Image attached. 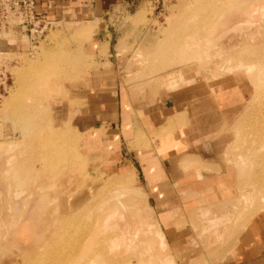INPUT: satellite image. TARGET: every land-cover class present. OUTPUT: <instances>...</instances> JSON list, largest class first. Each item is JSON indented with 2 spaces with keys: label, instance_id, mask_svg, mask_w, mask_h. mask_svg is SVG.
<instances>
[{
  "label": "rangeland",
  "instance_id": "1",
  "mask_svg": "<svg viewBox=\"0 0 264 264\" xmlns=\"http://www.w3.org/2000/svg\"><path fill=\"white\" fill-rule=\"evenodd\" d=\"M254 1L118 0L0 56V264L225 263L264 215V1ZM219 98L217 159H174L202 179L227 175L229 189L212 182L216 201L190 196L201 198L190 213L189 197H175L174 226L194 231L177 249L136 165L165 158L162 143L192 123L153 131L164 101L195 125L200 104Z\"/></svg>",
  "mask_w": 264,
  "mask_h": 264
},
{
  "label": "crops",
  "instance_id": "2",
  "mask_svg": "<svg viewBox=\"0 0 264 264\" xmlns=\"http://www.w3.org/2000/svg\"><path fill=\"white\" fill-rule=\"evenodd\" d=\"M36 2L39 16L47 21L60 24L65 22H94L93 18L103 15L104 11L111 10L118 0H36ZM108 37V35L104 36L105 40L110 42ZM30 50V42L19 29L0 31V56L28 53ZM217 101L222 102L224 99H217L215 101L216 105L200 104L202 109L197 114L203 116V118L198 120V115L195 125H193V121L187 119V111L180 110L176 103L169 107L164 101L160 106V110L152 113L153 116L157 114L152 119L153 123L161 119H164V122H159L158 125L153 124V131L161 128L172 130L180 123H192L186 130H181L182 136L177 137V139L171 137L172 140L162 143V148L165 149L164 152L167 155L165 158L160 159V161L155 159L153 163L147 162V165L143 163L136 165V168L142 172L140 174L143 175L145 181L153 187L151 198L161 220L164 224L169 225L167 232L172 242L176 244L177 249L184 248L189 243L188 241L194 231L190 230L191 224L184 229L174 226L175 217L178 216L177 213H181L171 209L174 207L175 197L182 193L189 197L181 206V210L190 213V211L200 208L199 200L201 199L190 196L199 195L209 203L216 201L215 190L211 186L212 182L220 181L219 191L227 192L229 189L230 184L227 181L229 180L227 175L224 174L223 177H218L215 180H213L214 177L202 179V176L199 177V174L194 171L185 173L181 171V162L178 164L174 159L179 154L185 155L186 152L191 153L187 157H192L190 158L191 162H196L195 157L201 156L205 157L204 161H206V157L211 160L217 159L222 145L217 138L210 139L215 135V130L218 127L217 122L211 119L217 117L218 113L213 114L212 111L220 113L219 110L223 111V107L226 108L227 106L225 104L220 106ZM205 107H209L208 110H205ZM190 147L191 151L188 150ZM189 174L195 176L194 180L187 181ZM224 264H264V215L259 214L252 218L240 232Z\"/></svg>",
  "mask_w": 264,
  "mask_h": 264
},
{
  "label": "built area",
  "instance_id": "3",
  "mask_svg": "<svg viewBox=\"0 0 264 264\" xmlns=\"http://www.w3.org/2000/svg\"><path fill=\"white\" fill-rule=\"evenodd\" d=\"M56 24L38 15L36 0H0V31L19 29L30 44L38 43Z\"/></svg>",
  "mask_w": 264,
  "mask_h": 264
},
{
  "label": "bare ground",
  "instance_id": "4",
  "mask_svg": "<svg viewBox=\"0 0 264 264\" xmlns=\"http://www.w3.org/2000/svg\"><path fill=\"white\" fill-rule=\"evenodd\" d=\"M220 1L222 2V1H224V0H206L205 3H202V4H204L205 7L202 5L204 8H202V7H201V8H202V9H205V10H207L208 8L213 9L215 6L218 7L217 5H219L218 3H219ZM245 1H247V0H245ZM252 1H253V3L255 2L254 0H252ZM257 1H258V0H257ZM257 1H256V5H257ZM262 1H264V0H261L260 3H261ZM248 2H249V0H248ZM220 4H221V3H220ZM250 4H251V3H250ZM221 5H222V4H221ZM254 5H255V4H254ZM256 5H255V6H256ZM259 5H260V4H259ZM248 6H249V4H248ZM248 6H247V7H248ZM252 6H253V4H252ZM252 6L250 5L249 8L251 9ZM255 6H254V7H255ZM247 7H246V9H247ZM256 7H257V6H256ZM249 8L247 9V11H250ZM239 10H241V9H239ZM251 10H252V9H251ZM244 11H246V10H244ZM210 13H211V12H209V14H208L209 17H208L207 14H206V15H207V17H208L209 19H212L213 17H210ZM214 13H215V12H214ZM206 15H204V16L206 17ZM213 15H214V14H213ZM205 17H204V18H205ZM51 64H52V63H51ZM39 68H40V67H39ZM29 84H30V83H29ZM33 85H34V84H33ZM30 86H31V85H30ZM29 88H30V87H29ZM48 90H49V89H48ZM39 96H40V95H39ZM35 100H36V99H35ZM25 103H26V102H25ZM29 105H30V104H29ZM37 105H38V104H37ZM37 105H36V106H37ZM19 106H20V105H19ZM30 106H31V105H30ZM23 107H24V106H23ZM28 107H29V106H28ZM31 107H32V106H31ZM15 110H16V108H15ZM19 110H20V109H19ZM22 110H23V109H21L20 112L18 111V112H19V115H20L21 112H24V111H25V110H24V111H22ZM29 111H30V110H29ZM39 111H40V110H39ZM32 114H33V113H32ZM32 114H31V115H32ZM43 114H44V113H43ZM23 115H26V112H25V114H23V113L21 114L22 117H23ZM27 115H28V113H27ZM27 115H26V116H27ZM48 115H49V114H48ZM34 116H37V114L34 115ZM38 116H39V114H38ZM16 117H17V116H16ZM18 117H19V116H18ZM28 117H29V116H27V118H28ZM31 117L33 118V116H31ZM24 118H26V117H24ZM24 118H23V119H24ZM28 120H29V118H28ZM32 120H33V119H32ZM41 121H42V119H41ZM43 121H44V120H43ZM24 122H25V121H24ZM28 122H29V121H28ZM31 122H32V121H31ZM31 122H30V124H31ZM41 124H42V122H41ZM33 125H34V124H33ZM36 125H37V124H36ZM39 125H40V124H39ZM39 125H38V126H39ZM40 126H41V125H40ZM32 127H33V126H32ZM41 128H42V127H41ZM28 129H29V128H28ZM34 129H36V128H34ZM59 134H60V133H59ZM55 135H56V134H55ZM34 139H35V140H38L35 136L33 137L32 140L34 141ZM33 143H39V141H36V142L34 141ZM52 151H57V149H53ZM42 152H46L44 148H43V151H42ZM62 152H63V151H62ZM46 153H47V152H46ZM57 154H59L58 151H57ZM41 155H43V153H41ZM44 158H45V157L41 158V161H43ZM86 235H87V234H86ZM86 235H85V236H86ZM79 238H80V237H79ZM83 238H84V237H83ZM67 240H68V238H67ZM77 240H79V239H77ZM81 240H82V239H81ZM79 241H80V240H79ZM82 241H83V240H82ZM82 241H81V242H82ZM69 242H71V241H69ZM81 242H80V243H81ZM75 244L78 245L77 242H76ZM76 245H74V246H75V250H76ZM104 245H105V244H104ZM108 245H109V249L112 250V249L115 247L116 244L114 243V241H111ZM73 248H74V247H73ZM108 256H110V255L108 254ZM54 262H55V261H54ZM58 263H59V262H58ZM50 264H52V263H50Z\"/></svg>",
  "mask_w": 264,
  "mask_h": 264
}]
</instances>
